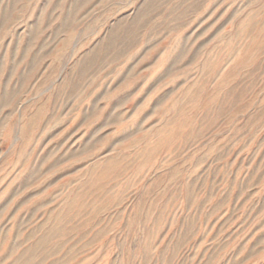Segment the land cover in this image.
Instances as JSON below:
<instances>
[{
  "label": "rangeland",
  "instance_id": "374dc122",
  "mask_svg": "<svg viewBox=\"0 0 264 264\" xmlns=\"http://www.w3.org/2000/svg\"><path fill=\"white\" fill-rule=\"evenodd\" d=\"M0 264H264V0H0Z\"/></svg>",
  "mask_w": 264,
  "mask_h": 264
}]
</instances>
